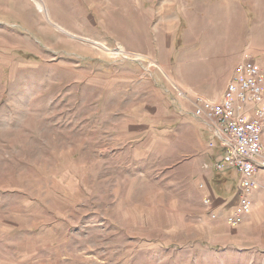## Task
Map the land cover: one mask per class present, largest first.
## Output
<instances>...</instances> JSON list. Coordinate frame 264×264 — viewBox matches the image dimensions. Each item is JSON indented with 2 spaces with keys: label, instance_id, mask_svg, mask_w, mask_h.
<instances>
[{
  "label": "rangeland",
  "instance_id": "rangeland-1",
  "mask_svg": "<svg viewBox=\"0 0 264 264\" xmlns=\"http://www.w3.org/2000/svg\"><path fill=\"white\" fill-rule=\"evenodd\" d=\"M249 39L264 0H0V264H264L263 229L208 240L183 177L109 137L151 104L208 108Z\"/></svg>",
  "mask_w": 264,
  "mask_h": 264
},
{
  "label": "crops",
  "instance_id": "crops-1",
  "mask_svg": "<svg viewBox=\"0 0 264 264\" xmlns=\"http://www.w3.org/2000/svg\"><path fill=\"white\" fill-rule=\"evenodd\" d=\"M248 41L249 43L236 44V52L231 55V60L227 59L220 65L218 71H214L215 74H223L222 78L217 75L212 79V87L208 90L213 96H217L216 99L234 73L243 53L246 51L251 53L253 43L250 39ZM255 52L259 53V56L251 55L264 71L262 61L264 52ZM191 92L197 95V92L193 90ZM183 105L179 104L177 109L176 105L171 106L164 101L151 104L148 106L149 113L142 115L136 123L130 121L126 124L129 134L119 130L109 136L113 143L115 141L122 143L121 146H113L112 149L114 151L118 149L121 157L124 155L125 158L131 159L139 169L161 168V173L165 174L167 179L169 175L176 176L177 182H180L182 176V186L187 192L184 197L195 207L199 206L205 221L210 223L207 231H202L203 237L205 235L208 240L218 237L224 241H231L233 245L258 244V232L264 230V196L261 188L264 185V169H258L254 174L259 185L249 194L250 213L240 224L230 225L226 222L225 216L237 203L239 192L237 172L230 167L220 171L213 168V162L222 156V149L215 140L206 135L210 133L201 127L193 115L197 103L191 102L192 112ZM142 120H147L148 123L144 125ZM204 165L207 167L204 168ZM261 241L264 245L263 237Z\"/></svg>",
  "mask_w": 264,
  "mask_h": 264
},
{
  "label": "built area",
  "instance_id": "built-area-1",
  "mask_svg": "<svg viewBox=\"0 0 264 264\" xmlns=\"http://www.w3.org/2000/svg\"><path fill=\"white\" fill-rule=\"evenodd\" d=\"M202 100L208 108L197 104L193 115L222 149L213 168L230 167L238 175L237 203L225 216L226 222L236 226L251 211L249 194L259 185L254 174L264 169V71L246 51L220 96Z\"/></svg>",
  "mask_w": 264,
  "mask_h": 264
},
{
  "label": "bare ground",
  "instance_id": "bare-ground-1",
  "mask_svg": "<svg viewBox=\"0 0 264 264\" xmlns=\"http://www.w3.org/2000/svg\"><path fill=\"white\" fill-rule=\"evenodd\" d=\"M37 3H38V6L41 7V4H40L38 1H37ZM120 49H121V48H120ZM108 51H109V50H108Z\"/></svg>",
  "mask_w": 264,
  "mask_h": 264
}]
</instances>
